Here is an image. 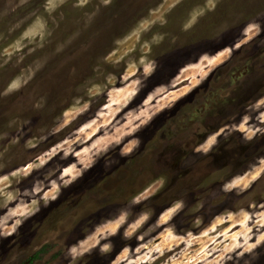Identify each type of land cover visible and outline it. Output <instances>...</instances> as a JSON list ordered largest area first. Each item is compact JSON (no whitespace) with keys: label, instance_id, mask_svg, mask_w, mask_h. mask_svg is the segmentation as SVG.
I'll return each instance as SVG.
<instances>
[{"label":"rangeland","instance_id":"obj_1","mask_svg":"<svg viewBox=\"0 0 264 264\" xmlns=\"http://www.w3.org/2000/svg\"><path fill=\"white\" fill-rule=\"evenodd\" d=\"M254 44L264 0H0V264H264V66L219 67ZM186 118L252 149L222 195L165 159Z\"/></svg>","mask_w":264,"mask_h":264},{"label":"flooded vegetation","instance_id":"obj_2","mask_svg":"<svg viewBox=\"0 0 264 264\" xmlns=\"http://www.w3.org/2000/svg\"><path fill=\"white\" fill-rule=\"evenodd\" d=\"M245 25L246 23H242L239 27L240 31L237 33L243 35V30L246 27ZM235 38L236 39L232 38L230 42L235 41L236 43V41L240 39V37ZM260 39L262 41L261 37ZM213 40L221 42L220 38H211V41ZM212 45L214 44L208 43L206 47L208 48ZM236 46V44L233 45L231 49H234ZM263 53L264 46L259 45L255 47L254 44L251 47V50L245 51L242 55L240 54L239 60L231 59L232 57H236V53H233L231 57L219 67L222 68L223 73L226 72L232 77H235L237 66L241 68L251 67L254 62V66H264V61H259V59H257L258 57H263ZM253 55L256 57L254 60L250 59ZM237 63L240 65H237ZM225 80V77L219 76L218 78L219 83L222 81H228ZM201 111L203 110L196 109L198 116L201 115L199 114ZM187 114L188 113H186V115ZM188 123L189 121L186 118L182 126V136L185 139L183 143H166L168 146L165 150V159L171 158L172 160H175L174 162L176 163V159L179 157V164H181V167L179 172H176L175 180L176 182L181 183L180 189L185 193L190 192L197 194L198 196H208L213 195L215 192L218 195H222L221 192H225L223 186L227 183V181L236 179L238 177V173L243 171V167H245L243 174L247 173L248 170L246 169H248L249 165H251L247 162V159H250L248 153L251 152L252 149L247 150V148H244L243 151H239L237 150L236 143H222L223 140H221L218 143H213L209 149L204 151L200 148L205 143H191L192 140L194 141L196 137L198 138L200 136L201 125H196V129L191 130V125H188ZM215 134L218 135L219 130L214 132L213 135ZM169 145H171V147H169ZM198 151L202 152V154L199 153L200 157L196 155ZM192 157H196V159H194V161H190ZM169 172H171V169H169ZM214 174H217L218 177L212 179V181H208V179H210ZM205 185L206 187H204ZM40 251L41 253L37 254L38 258L28 260L32 263L40 259L43 254H47L45 249H41Z\"/></svg>","mask_w":264,"mask_h":264}]
</instances>
